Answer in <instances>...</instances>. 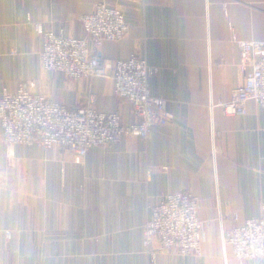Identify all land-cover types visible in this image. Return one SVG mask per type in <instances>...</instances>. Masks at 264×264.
Returning <instances> with one entry per match:
<instances>
[{"label":"crops","instance_id":"0c3cea01","mask_svg":"<svg viewBox=\"0 0 264 264\" xmlns=\"http://www.w3.org/2000/svg\"><path fill=\"white\" fill-rule=\"evenodd\" d=\"M96 2L0 0V100L4 88L14 92L28 81L34 93L68 107L92 96L98 110L121 111L125 123L135 119L112 78L72 79L41 65L43 42L28 16L84 37L78 15ZM111 2L129 28L122 39L106 41L101 54L138 53L158 66L151 92L166 99L174 117L154 125L147 139L126 135L91 147L82 162L58 145H7L0 120V209L46 205L52 220L46 238L21 240L18 264H264V256L241 263L224 241L238 221L264 213V105L249 101L245 114L218 105L244 80L238 41L264 40V0ZM179 190L200 198L199 217L208 221L202 253L169 250L152 260L143 243L151 208ZM25 244L30 249L22 255Z\"/></svg>","mask_w":264,"mask_h":264},{"label":"built area","instance_id":"2783aa9c","mask_svg":"<svg viewBox=\"0 0 264 264\" xmlns=\"http://www.w3.org/2000/svg\"><path fill=\"white\" fill-rule=\"evenodd\" d=\"M78 18L87 37L39 28L44 37L42 67L63 71L72 79L112 78L115 95L130 106L135 119L125 123L121 111L98 110L92 96L78 107H68L34 93L28 81H21L14 92L4 88L0 100L2 136L7 145L36 144L47 149L58 145L72 150L74 161L82 162L91 147L117 142L126 135L147 139L154 125L173 119L166 99L151 92L150 78L158 66L138 53L127 59H110L100 52L103 42L126 35L129 25L123 9L111 0H97L91 12ZM238 45L243 83L232 89L228 101L218 103L230 114H245L249 101L264 105V40H239ZM199 206L200 198L189 190L164 194L152 206L143 231L144 247L152 260L169 250L201 255L208 221L199 217ZM224 241L241 263L264 256V213L238 221L224 232Z\"/></svg>","mask_w":264,"mask_h":264},{"label":"rangeland","instance_id":"374dc122","mask_svg":"<svg viewBox=\"0 0 264 264\" xmlns=\"http://www.w3.org/2000/svg\"><path fill=\"white\" fill-rule=\"evenodd\" d=\"M82 14L84 13L79 14L78 17ZM28 22L32 25L33 30L39 34L44 46V37L40 34L39 28H42V31L55 30L50 27H45L40 22H33L31 16H28ZM60 31H63L66 36L77 37L75 35L66 34L63 27L55 32ZM87 36L86 33L84 37ZM105 42H103V44ZM103 44L100 47H102ZM39 208L42 209V211L40 209H0V264H18L16 259L17 257H21V240L23 243L28 244L30 240L34 241L37 237H47L50 228L49 225L52 223V220L49 218L46 205L43 207L40 206ZM15 233L16 236H14ZM13 237L21 238L12 242ZM26 244L24 245L25 251L22 255H26L27 250L30 249ZM41 263L46 264V262H40L39 264Z\"/></svg>","mask_w":264,"mask_h":264}]
</instances>
